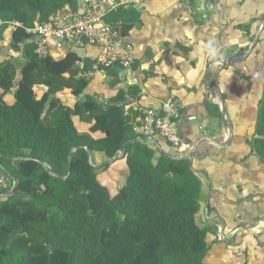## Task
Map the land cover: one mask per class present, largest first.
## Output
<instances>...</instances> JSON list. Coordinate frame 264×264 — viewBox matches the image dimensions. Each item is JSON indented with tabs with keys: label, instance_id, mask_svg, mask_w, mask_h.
I'll return each mask as SVG.
<instances>
[{
	"label": "trees",
	"instance_id": "trees-1",
	"mask_svg": "<svg viewBox=\"0 0 264 264\" xmlns=\"http://www.w3.org/2000/svg\"><path fill=\"white\" fill-rule=\"evenodd\" d=\"M78 3L0 0V42L19 23L10 48L26 57L20 67L0 57V172L18 185L0 198V264H205L208 230L197 222L202 180L188 157H173L134 131L123 102L139 88L118 89L116 80L109 101L83 99L94 61L74 52L60 60L36 53L27 29ZM142 12L121 7L107 22L127 35L142 24ZM116 67L100 68L112 74ZM65 91L77 99L72 107ZM205 102L221 117L219 104ZM248 142L264 163V90ZM94 153L104 157L100 166ZM121 160L129 173L113 191L102 175Z\"/></svg>",
	"mask_w": 264,
	"mask_h": 264
},
{
	"label": "crops",
	"instance_id": "crops-1",
	"mask_svg": "<svg viewBox=\"0 0 264 264\" xmlns=\"http://www.w3.org/2000/svg\"><path fill=\"white\" fill-rule=\"evenodd\" d=\"M139 8L142 24L123 36V43L132 47L130 68L117 66L107 74L96 66L97 49L66 43L53 44L51 57L60 60L74 52L94 61L83 99L109 101L118 93L111 85L116 80L118 89L138 87L139 93L123 102L133 127L147 110L159 111L172 100L180 110L174 128L177 132L184 123L182 140L194 147L187 154L203 183L197 222L208 230L205 264H264V163L248 142L264 90V0H149ZM8 33L0 42V54L11 43L13 32ZM243 50L251 53L239 63L226 64ZM208 77L225 99L214 87L215 94L211 92ZM61 96L70 107L77 100L71 91ZM207 99L219 104L221 117L211 114ZM14 100V94L6 97L10 104ZM75 123L88 131L78 117ZM150 145L179 157L178 149L162 136L151 138ZM96 154L98 161L104 158ZM112 170L115 176L129 173L124 160Z\"/></svg>",
	"mask_w": 264,
	"mask_h": 264
},
{
	"label": "built area",
	"instance_id": "built-area-1",
	"mask_svg": "<svg viewBox=\"0 0 264 264\" xmlns=\"http://www.w3.org/2000/svg\"><path fill=\"white\" fill-rule=\"evenodd\" d=\"M149 0H79L78 8L67 7L60 15L46 23H36L27 29L30 40L36 44L40 57L51 56L53 44L66 43L75 49L92 47L98 50L96 66H120L130 68L132 47L123 43L124 34L107 22V16L118 8L140 7ZM19 23L12 25L14 31ZM180 116L178 106L167 100L159 111L147 110L134 131L142 136H162L178 149V158L188 157L192 145L185 144L174 128V121ZM6 175L0 172V186Z\"/></svg>",
	"mask_w": 264,
	"mask_h": 264
},
{
	"label": "rangeland",
	"instance_id": "rangeland-1",
	"mask_svg": "<svg viewBox=\"0 0 264 264\" xmlns=\"http://www.w3.org/2000/svg\"><path fill=\"white\" fill-rule=\"evenodd\" d=\"M7 32H9L8 33V36H9L10 33L13 32V30L12 31L7 30L5 34H7ZM11 40H12V35H11ZM3 41H6V39H4ZM67 50H68L67 47L63 48V51L65 53L67 52ZM3 51L5 54L4 53L0 54L1 59H6L7 57H9L10 59H12L17 64L18 67H20L24 63H26V57H25L24 53L22 51L13 50L12 48H10V44H6L4 46ZM78 53L84 54L85 52L80 50V51H78ZM98 75H100V73ZM92 158H93L94 164L97 165L99 163L98 166H100V164H102L104 162V158L102 159L103 161L102 160L98 161L97 160L98 159L97 154H95V153L92 155ZM109 172L112 173L113 176H115L116 171L115 172L113 170L108 171L107 175H102V180H104V182L107 185H110L113 188V191H115L123 184L124 179H125V174H122V172L120 171V174H118L119 176H115V177L112 176L111 177V176H109V174H110ZM109 179L110 180L112 179V180L110 181ZM11 188H14V183L12 180H10L8 177H6L4 184L2 186H0V198L5 199V197L7 196L6 191H8Z\"/></svg>",
	"mask_w": 264,
	"mask_h": 264
},
{
	"label": "water",
	"instance_id": "water-1",
	"mask_svg": "<svg viewBox=\"0 0 264 264\" xmlns=\"http://www.w3.org/2000/svg\"><path fill=\"white\" fill-rule=\"evenodd\" d=\"M250 53H251V50H248V51H244L243 50L240 53H238V54L233 55L232 57H230L227 60L226 64L229 65V66H231V65H234L236 63H239V62L243 61ZM208 83H209V87H210L211 92L213 94H215V91L213 90V87L211 85V82H210V78L209 77H208ZM222 106H223V109H222V111H223V122H224L225 127L227 128L228 127V124H227V120H226L225 103H224V101H222ZM183 124L184 123H181L180 126H179V128H178V130H177V134L179 135V137L181 139L184 138L183 129H182L183 128ZM124 149H125V146H123L122 150L124 151ZM95 169H99V167H95ZM17 187H18V185L15 186V188L11 191V193H13L16 190Z\"/></svg>",
	"mask_w": 264,
	"mask_h": 264
}]
</instances>
